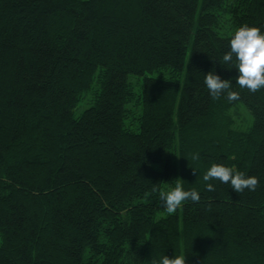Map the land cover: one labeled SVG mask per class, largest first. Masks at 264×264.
<instances>
[{
    "label": "trees",
    "instance_id": "trees-1",
    "mask_svg": "<svg viewBox=\"0 0 264 264\" xmlns=\"http://www.w3.org/2000/svg\"><path fill=\"white\" fill-rule=\"evenodd\" d=\"M245 24L264 0H0V264H264V89L220 64ZM177 179L200 201L170 215Z\"/></svg>",
    "mask_w": 264,
    "mask_h": 264
},
{
    "label": "clouds",
    "instance_id": "clouds-1",
    "mask_svg": "<svg viewBox=\"0 0 264 264\" xmlns=\"http://www.w3.org/2000/svg\"><path fill=\"white\" fill-rule=\"evenodd\" d=\"M228 43L230 50L223 54L220 64L238 71L239 75L235 78V84L240 89H246L252 93L264 89V32L259 27L245 24L235 29ZM203 83L213 100H219L222 95L229 103L239 99V93L232 90L231 80L221 79L213 71H209L204 76ZM192 159H199V155L193 154ZM203 180L205 182L218 180L222 184L230 185L236 193H242L245 189L255 191L260 185L257 176H246L234 167L218 163H213L207 169ZM206 190L215 191V188L212 183H206ZM152 192L159 193L162 205L170 215L174 214L187 200L194 203L200 201V194L195 189L185 190L179 179L169 190H160L154 185ZM151 264H186V257L179 255L170 258L165 255L159 260L153 259Z\"/></svg>",
    "mask_w": 264,
    "mask_h": 264
},
{
    "label": "rangeland",
    "instance_id": "rangeland-1",
    "mask_svg": "<svg viewBox=\"0 0 264 264\" xmlns=\"http://www.w3.org/2000/svg\"><path fill=\"white\" fill-rule=\"evenodd\" d=\"M242 109L244 110V114H248V110H246L245 108L242 107Z\"/></svg>",
    "mask_w": 264,
    "mask_h": 264
}]
</instances>
